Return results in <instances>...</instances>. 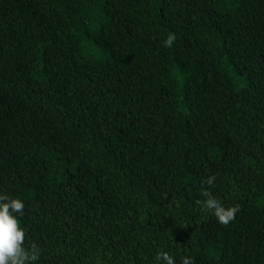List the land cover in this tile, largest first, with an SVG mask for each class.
<instances>
[{"label":"trees","instance_id":"obj_1","mask_svg":"<svg viewBox=\"0 0 264 264\" xmlns=\"http://www.w3.org/2000/svg\"><path fill=\"white\" fill-rule=\"evenodd\" d=\"M0 194L35 264H264V0H0Z\"/></svg>","mask_w":264,"mask_h":264},{"label":"clouds","instance_id":"obj_2","mask_svg":"<svg viewBox=\"0 0 264 264\" xmlns=\"http://www.w3.org/2000/svg\"><path fill=\"white\" fill-rule=\"evenodd\" d=\"M175 39L174 33H169L163 41L165 47H171ZM213 176L206 177L202 183L212 185ZM206 199L202 209L210 212L218 223L226 225L234 219L239 211L237 205L225 206L207 191L203 193ZM24 201L6 194H0V264H35L39 259L40 249L36 245L25 246V232L18 223V217L23 215ZM158 264H175L174 257L167 251L160 250L156 254ZM182 264H190V258L182 259Z\"/></svg>","mask_w":264,"mask_h":264}]
</instances>
